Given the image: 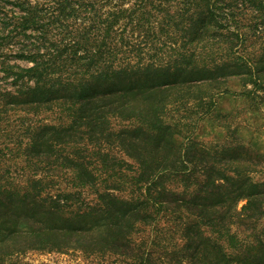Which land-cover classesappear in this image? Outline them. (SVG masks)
<instances>
[{"label": "rangeland", "instance_id": "rangeland-1", "mask_svg": "<svg viewBox=\"0 0 264 264\" xmlns=\"http://www.w3.org/2000/svg\"><path fill=\"white\" fill-rule=\"evenodd\" d=\"M253 3L225 16L245 38L202 46L199 73L243 62L264 69V0ZM205 76L170 91L160 150L151 137L36 149L21 113L0 124V264H264V77ZM162 169L154 201H144L142 179ZM99 194L115 197L119 217L96 214Z\"/></svg>", "mask_w": 264, "mask_h": 264}, {"label": "trees", "instance_id": "trees-1", "mask_svg": "<svg viewBox=\"0 0 264 264\" xmlns=\"http://www.w3.org/2000/svg\"><path fill=\"white\" fill-rule=\"evenodd\" d=\"M224 1L0 0V124L21 113L23 133L36 149L54 140L151 137L160 150L170 137L163 115L172 89L191 90L209 81L208 73L255 85L264 77L261 64L249 62L224 71L205 66L204 75L194 68L202 46L237 44L242 33L225 16L254 5ZM164 174H145L144 201H154L151 180ZM98 199L96 214L120 216L113 195Z\"/></svg>", "mask_w": 264, "mask_h": 264}]
</instances>
